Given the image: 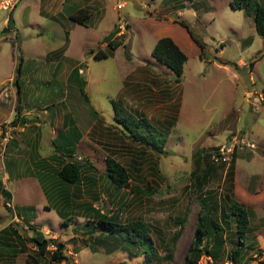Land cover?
I'll return each mask as SVG.
<instances>
[{"label": "rangeland", "instance_id": "obj_1", "mask_svg": "<svg viewBox=\"0 0 264 264\" xmlns=\"http://www.w3.org/2000/svg\"><path fill=\"white\" fill-rule=\"evenodd\" d=\"M58 1L53 0L59 8ZM73 1L67 0L63 14L53 16L59 21L41 15L38 0H21L8 15L0 8V181L1 189L10 195L5 198L0 191V228L10 225L25 238L40 231L46 239L60 242L67 259L59 264H151L137 256V248L115 245L108 235L97 241L99 230H92L90 236L85 228L88 220L95 223L97 217L89 218L83 208L65 216L54 205L50 191L42 190L41 181L48 187L54 179L36 176L30 149L35 150L36 159L49 157L52 140L69 114L81 132L73 160L92 164L98 174L106 169L105 158L111 157L128 169L133 188L154 190L145 197H136L127 187L117 194L101 190L98 200L85 193L78 201L91 202L99 214L148 222L160 256L152 264H183L203 207L201 198L209 191L219 195L229 188L232 197L251 210L252 230L246 243L250 246L252 242L253 247L246 251V264L264 263V39L257 34L252 18L231 8L229 0H106L104 14L98 19L93 11H77V6L86 4L84 0ZM118 4L123 5L117 8ZM96 9L100 14V8ZM77 12L89 14L86 25L61 17ZM11 17L14 28L8 26ZM113 21L120 31L111 39L121 45L113 56L96 59L95 53L106 51L103 38L116 27ZM181 29L190 40L175 41ZM163 36L171 37L187 56L178 83L175 73L151 56L155 42ZM194 38L203 44L202 49ZM63 43L68 47L65 57L60 58L58 52L56 60L45 64L40 56ZM21 57L18 115L27 117L25 124L16 120L14 111L18 89L14 81ZM75 66L86 80L85 90L96 111L93 115L67 80ZM14 72L11 82H6ZM53 77L62 82L63 96L49 95L46 90ZM118 100L126 109L120 115L144 116L158 129L153 132L158 139L161 132L165 134L163 152L143 147L123 133L112 102ZM4 132L9 135L7 141L2 139ZM231 138L236 143L245 138L253 145L239 150L232 186L226 183L228 165L218 168L201 188L190 181L193 153L200 149L212 152ZM218 195L219 200L222 196ZM120 196L125 197V205ZM21 206L25 207L23 216L18 213ZM184 215L181 234L172 242L173 232L179 228L176 218ZM234 230L232 223L226 231L230 239ZM24 242L26 252L18 253L13 264H23L26 253L35 255L34 244ZM92 242L97 243L93 246ZM230 246L228 240L226 249ZM3 249L0 244V253L7 254ZM54 249V243L48 246L50 252ZM166 254L171 258H162ZM224 258L227 256L217 263ZM208 261L209 256L199 259L200 264ZM233 263L243 264V260ZM39 264H48V258L40 259Z\"/></svg>", "mask_w": 264, "mask_h": 264}, {"label": "trees", "instance_id": "obj_2", "mask_svg": "<svg viewBox=\"0 0 264 264\" xmlns=\"http://www.w3.org/2000/svg\"><path fill=\"white\" fill-rule=\"evenodd\" d=\"M229 5L233 9L243 10L245 16L252 18L257 34L264 39V0H230ZM88 18L89 14L85 12H77L76 14L69 15V19L82 25H86ZM178 22L185 25L182 21ZM125 25L127 26V24ZM118 26L117 24L103 38V41L106 43V51L101 50V52L95 53L94 58L102 59L113 56L114 51L121 45V43L114 42L111 39L112 36H116L119 33ZM194 40L202 49L203 44L198 39L194 38ZM125 53L126 57H129L126 51ZM151 56L169 67L175 73L176 78L174 79L176 83L181 81L183 66L187 61V56L171 37L163 36L159 38L151 50ZM22 62L21 57L18 76L14 81L18 87L16 92L17 105H15L14 111L17 113L16 120H22L24 123L26 119L25 115L22 117L18 115L21 102V88L18 81L21 75L19 71ZM67 80L78 90L79 95L87 105L88 112L93 115L96 111L90 104L89 96L85 90L86 80L79 73V67L75 66L72 68ZM46 90H49V95L53 96H63L64 94L62 82L55 79V77L49 82ZM112 102L116 115L115 119L128 138L136 141L143 147H147L156 152H163L166 143L164 133L161 132L162 137L160 136L158 139V136L153 134L158 129L151 124L148 118L134 116L129 112L126 117L123 113L120 115L119 112H126V109L119 100ZM80 137L81 132L75 124V119L71 115L66 114L62 128L58 130L55 138L52 140V154L49 157L36 159L35 153L30 151L29 158L32 162V171L36 176L40 180L44 178L45 181L47 178L54 179L48 187L44 185V181H41L43 190L50 191L51 199L55 201L54 205L64 211L63 215L67 216V213H72L74 209L83 208V213L88 214L89 218L91 216L93 218L97 217L95 223H92L93 220L90 219L85 224L86 231L90 236L93 234L92 230H99V236L96 238L97 241L105 235H108V237L113 238L112 243L115 245L122 243L121 245L126 248L135 247L138 249L136 251L137 256H143L147 263H154L160 259V256L157 253L158 249L155 241L151 236L153 228L148 222L139 217L121 220L117 214H99L98 209L93 208L91 202H78L85 193L92 200H98V192L101 190L107 191L111 189L112 193L117 194L121 191V188L127 187L136 197L151 196L154 194V190L148 186L142 188V190L133 188L129 182L131 175L128 169L111 157L105 158L106 169L104 172L98 174L92 164L73 160L72 157L76 151L77 142ZM218 147L219 145L215 146L213 151H217ZM238 153L239 151L235 150L229 164H225L213 162L210 159L211 152L207 153L206 150L201 149L196 150L192 155L194 169L190 172V181L201 188L202 185L212 178L218 168L228 165L225 176L226 183L230 184L229 187H231ZM64 157H69V160L67 161ZM50 162H53L55 165H50ZM1 184L2 182L0 181V191L6 196L5 198H9L10 195L1 189ZM230 190V188L229 191L226 189L222 194H219L222 196L219 200L217 199L218 194L212 191H209L201 198L203 207L198 214L192 244L184 257L183 264H200L199 259L202 256H209L211 258L210 262L208 261L204 264H218L217 262L222 256H227V258L232 259L234 262L243 260V264L247 263L249 258H244V256L246 251L253 247L252 242H250V246L246 243L247 234L252 230L249 226L251 210H248L236 201L232 197ZM123 199H125L124 196L119 197L122 203L124 201ZM123 205L125 204L123 203ZM24 209V206H21L20 209L18 208V213L20 212L21 216L25 215ZM63 215L59 214L61 217ZM67 219L70 220V216ZM176 220L179 228L173 232L172 242L181 234L186 222V215L182 218H176ZM232 223L235 225V230L234 236L230 239L226 231ZM228 240L231 246L226 249V242ZM24 241L32 242L36 252L35 255L26 253V259L23 264H39V260L44 259V257L48 258V264H59L67 259L63 254V245L55 240L46 239L40 231H37L36 235L31 238H25L21 237L17 230H14L10 225L0 230V244L4 247L3 250H6L11 259L15 258L18 253L26 252ZM51 242L54 243L55 249L50 252L48 250V244ZM95 243L97 242H92L91 245L94 246ZM162 258L170 259L171 255L166 254ZM114 264L127 263L120 261Z\"/></svg>", "mask_w": 264, "mask_h": 264}, {"label": "crops", "instance_id": "obj_3", "mask_svg": "<svg viewBox=\"0 0 264 264\" xmlns=\"http://www.w3.org/2000/svg\"><path fill=\"white\" fill-rule=\"evenodd\" d=\"M1 1V0H0ZM70 1H72L73 3H75L73 0H70ZM106 0H84V3H86V4H84V5H82V6H77V11H80L81 9H84V10H89V11H93V13H95L96 15H97V19L98 18H100L103 14H104V11H105V5H104V2H105ZM230 1V0H229ZM90 2H94V5H90L89 3ZM59 3V8L56 6V5H54V2H53V0H44V3L42 2V0H38V9H39V13L41 14V15H44V16H46L47 18H52V19H55V20H57V21H59L58 20V18H55L56 17V14H60L61 15V12H62V9L64 8V5L65 4H67V0H59L58 2H56V4H58ZM70 2L68 1V4H69ZM67 4V5H68ZM71 5V4H70ZM28 7V4L26 3L25 4V7ZM55 6H56V9H54L55 8ZM26 7V8H27ZM69 7V6H68ZM67 7V8H68ZM26 8L23 10V12H25V10H26ZM96 8H100V9H98V11H100V14H99V12L97 13V9ZM54 9V10H53ZM1 10V9H0ZM6 14L8 15V13L6 12ZM62 14H63V12H62ZM71 14H73V13H70V14H68L67 16H65V15H62L61 17L63 18V21L66 19V18H69V15H71ZM53 16H55V17H53ZM8 18V16H6L5 18H4V20H3V22L5 23V25H6V19ZM62 18H60V19H62ZM102 18V17H101ZM9 22H10V19H9ZM172 22H174V20H172ZM28 23L30 24V21H29V19H28ZM78 25H82V24H79V23H77ZM114 24L116 25L117 24V21L115 22V21H113V26H114ZM110 31H108V33H109ZM107 33V34H108ZM68 35H69V33H68ZM38 36V35H37ZM36 36V37H37ZM117 36V35H116ZM175 39V41H177V42H180L181 43V41H188V40H190L189 38H188V33H186L183 29H181L180 30V38H174ZM65 43V42H64ZM64 43L60 46V47H56V48H52V49H50L49 51H46V53H45V55H42V56H40V58L42 59V58H45V59H43L44 61H45V64H47V63H52L54 60H56L57 58H56V56L55 55H57V53L59 52V53H62V55L60 56V58H64L65 57V53H67V49H68V47L66 46H64ZM105 43V42H104ZM176 43V42H175ZM177 44V43H176ZM105 45H106V43H105ZM178 45V44H177ZM64 46V47H63ZM179 46V45H178ZM119 48V47H118ZM117 48V49H118ZM116 49V50H117ZM114 53H115V51H114ZM114 55V54H113ZM49 59V60H48ZM152 61V60H151ZM13 66L15 67V64H13ZM58 67V65L56 66V68ZM56 68H55V70H56ZM14 75H15V72H14V74H13V76L9 79V80H7L6 82H8L9 83V81L14 77ZM149 80H152V78L150 77L149 78ZM11 82V81H10ZM16 86V85H15ZM17 89V88H16ZM3 94V93H2ZM6 96V95H5ZM15 100L13 99V102H14ZM25 122L23 123L22 122V120H20L19 122L20 123H23V124H25L26 122H27V117L25 116ZM9 119H11V118H9ZM22 124V125H23ZM30 151H33V149H30ZM34 153H35V150L33 151ZM43 190V189H42ZM44 191V190H43ZM7 226V225H6ZM6 226H4V227H6ZM4 227H2V228H4ZM2 228H0V230L2 229ZM0 264H13V259H11L7 254H2V253H0Z\"/></svg>", "mask_w": 264, "mask_h": 264}, {"label": "built area", "instance_id": "obj_4", "mask_svg": "<svg viewBox=\"0 0 264 264\" xmlns=\"http://www.w3.org/2000/svg\"><path fill=\"white\" fill-rule=\"evenodd\" d=\"M20 1L21 0H2L1 1L0 8L2 10H4V11H10L13 8H15L16 5ZM121 5H123V4H118L117 5V8H120ZM121 28L123 29L124 26L121 25ZM8 137H9L8 133L7 132H4V135H3L2 139L4 141H7L8 140ZM240 139H243V138H240ZM247 147H253V145L252 144H249L248 142H246L245 141V138L243 140H240V142H237V143L235 142V140H233V138H231L228 142H225L223 144H220L217 151L211 152L210 159L213 162H216V163H225V164L228 163L229 164V162L231 160V157H232V154H233V152L235 150L236 151H239V150L246 149ZM8 206H10L9 203H8ZM218 264H234V263H233V260L232 259H230V258H224Z\"/></svg>", "mask_w": 264, "mask_h": 264}, {"label": "water", "instance_id": "obj_5", "mask_svg": "<svg viewBox=\"0 0 264 264\" xmlns=\"http://www.w3.org/2000/svg\"><path fill=\"white\" fill-rule=\"evenodd\" d=\"M9 26H10L11 28H14V26H15V24H14V20H13L12 17L10 18Z\"/></svg>", "mask_w": 264, "mask_h": 264}, {"label": "clouds", "instance_id": "obj_6", "mask_svg": "<svg viewBox=\"0 0 264 264\" xmlns=\"http://www.w3.org/2000/svg\"><path fill=\"white\" fill-rule=\"evenodd\" d=\"M14 9V8H13ZM11 11V10H10ZM5 12H9V11H5ZM10 27V26H9ZM50 244H53V243H50ZM50 244H48V246L50 245ZM55 246V245H54ZM50 250V249H49Z\"/></svg>", "mask_w": 264, "mask_h": 264}]
</instances>
